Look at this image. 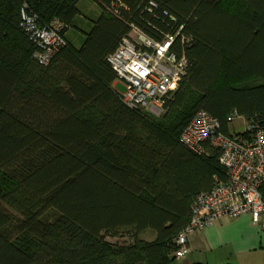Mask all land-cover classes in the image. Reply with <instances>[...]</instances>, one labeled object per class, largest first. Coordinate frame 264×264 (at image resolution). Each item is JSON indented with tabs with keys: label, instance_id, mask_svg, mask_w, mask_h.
<instances>
[{
	"label": "trees",
	"instance_id": "obj_1",
	"mask_svg": "<svg viewBox=\"0 0 264 264\" xmlns=\"http://www.w3.org/2000/svg\"><path fill=\"white\" fill-rule=\"evenodd\" d=\"M79 1L27 0L64 37ZM95 1L81 46L65 37L42 65L24 2L0 0V264H171L192 199L223 175L219 150L192 153L184 127L200 110L226 135L232 114L264 127V0ZM132 25L157 41L179 31L171 50L186 56L157 118L114 89L107 56Z\"/></svg>",
	"mask_w": 264,
	"mask_h": 264
},
{
	"label": "built area",
	"instance_id": "obj_2",
	"mask_svg": "<svg viewBox=\"0 0 264 264\" xmlns=\"http://www.w3.org/2000/svg\"><path fill=\"white\" fill-rule=\"evenodd\" d=\"M22 2V25L40 48L34 56L40 64H49L66 44L64 25L56 17L42 24L37 14L30 12L27 0ZM155 5L151 0L149 11ZM178 33H167L162 41H157L132 25L129 36L123 37L117 49L108 54L117 79L125 84V91L120 94L127 106L156 118L162 115L165 97L178 88L187 68L186 56L171 50ZM236 117L232 114L228 121ZM245 125L241 133L226 135L219 119L200 110L184 127L180 140L192 153L204 156L209 154V148L219 150L223 175L215 174L211 188L192 199L189 219L175 235L174 258L191 252L192 232L209 227L222 217L235 219L248 214L264 231V127L258 120L246 121Z\"/></svg>",
	"mask_w": 264,
	"mask_h": 264
},
{
	"label": "crops",
	"instance_id": "obj_3",
	"mask_svg": "<svg viewBox=\"0 0 264 264\" xmlns=\"http://www.w3.org/2000/svg\"><path fill=\"white\" fill-rule=\"evenodd\" d=\"M143 233L141 236L146 240L155 237L152 232ZM189 246L191 252L180 257L183 258L182 264H264L246 262L243 258L251 253L264 252V233L248 214L235 219L222 217L211 226L192 232Z\"/></svg>",
	"mask_w": 264,
	"mask_h": 264
},
{
	"label": "rangeland",
	"instance_id": "obj_4",
	"mask_svg": "<svg viewBox=\"0 0 264 264\" xmlns=\"http://www.w3.org/2000/svg\"><path fill=\"white\" fill-rule=\"evenodd\" d=\"M78 10L79 14L76 16L75 22H73L74 25L68 27L65 33V37H67L70 43L75 47L81 46V43L85 38L84 32H88L92 28V20L97 19L102 13L99 4L95 0H80ZM113 83L114 89L117 91V93L120 94L125 91V84L120 79H116ZM245 124L246 119L243 116L234 118L232 121H230V123H228L229 133H241L246 127ZM147 232L154 233L152 230H147ZM261 232L264 233L262 230ZM107 240L111 242L118 241L121 243H126L125 235L117 236L115 238H107ZM243 258L246 262L261 263L264 262V252L251 253L247 256H243ZM182 260L183 258L176 257L172 260L171 264H182Z\"/></svg>",
	"mask_w": 264,
	"mask_h": 264
}]
</instances>
